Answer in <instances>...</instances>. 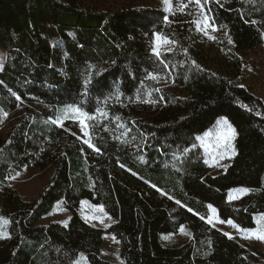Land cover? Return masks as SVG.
Segmentation results:
<instances>
[{
	"label": "trees",
	"instance_id": "1",
	"mask_svg": "<svg viewBox=\"0 0 264 264\" xmlns=\"http://www.w3.org/2000/svg\"><path fill=\"white\" fill-rule=\"evenodd\" d=\"M204 10L214 46L190 0L114 10L98 0H0V211L9 221L0 264H74L81 252L87 264H109L99 258L103 231L76 216L83 199L104 206L123 264H264L205 221L208 205L240 228L264 214V105L238 80L242 56L264 43V0H207ZM157 33L174 41L159 58ZM73 104L95 115L90 137L72 118L51 123ZM220 118L236 135L230 161L212 174L199 140ZM49 167L31 203L9 185L20 170ZM230 190L246 191L230 201ZM55 202L71 210L69 224L37 225Z\"/></svg>",
	"mask_w": 264,
	"mask_h": 264
},
{
	"label": "rangeland",
	"instance_id": "2",
	"mask_svg": "<svg viewBox=\"0 0 264 264\" xmlns=\"http://www.w3.org/2000/svg\"><path fill=\"white\" fill-rule=\"evenodd\" d=\"M98 2L104 7L110 10H114L122 8L123 6L130 5L132 3L137 6H154L158 5L160 3V0H98ZM207 31L208 36L205 35L206 40L210 46H214L216 44V40L209 39V37L211 36L216 38V31H213L211 28H209ZM5 58V53L0 49V66ZM238 80L240 86L246 88L252 95L261 100L264 105V43L259 47L246 52L242 56V63L239 67ZM72 119L76 120L75 118ZM223 120L226 119L220 118L218 121ZM218 121L211 130L206 132L211 133V135H204L199 140V145L204 150L207 157L206 159L209 160L208 172L212 174H217L222 171L230 161V157H232L233 155L232 145V148L228 151L227 155H225L224 159L219 158V155L223 153L224 149L216 147V133L220 128ZM85 130H83V135ZM233 142L234 138L232 139V144ZM212 157H215V159H213ZM52 176V167H49L44 171L23 169L11 176L15 177V179H12L10 177L8 181L11 188L16 191L15 193H17L23 201L31 203L36 200L39 191H41L49 183ZM244 193L245 191L243 190H230L229 199L230 197L234 196L235 199H230V201H234ZM85 201L87 200L83 199L78 202L79 206L75 212L76 216H78V218L81 219L84 223L94 229H101L103 231V243L100 247L99 258L109 264H123V260L120 255V245L108 232V227H111L113 225V221L107 215H105L104 212H96L93 207H90L97 205H93L92 203H89V201H87L88 203L85 204ZM208 211L209 214L205 220L207 224L218 229L222 233H229L230 236L233 237L231 238L232 240L244 247V249H247L257 259L259 258L264 261V241L258 240L255 237V233H257L258 230L262 226H264V214L257 215L254 218V224L252 227L240 228L238 226L233 227L232 225H228L227 223L221 224L220 220L217 217V214H213L211 212V209H209ZM93 215L101 217L104 223L101 224L98 219H91V216ZM71 217L72 212L66 207V205H64L62 202H55L53 203L48 216L46 215L45 217H43V219H41L37 225L41 226L47 225L49 223H58L66 227L69 224ZM209 219L212 221L211 223L208 222ZM3 220L8 219L3 216L0 211V233L6 234V236L0 235V244L2 241L9 239V223L7 225H4ZM240 229H244L245 231H241ZM185 237L186 234H184V232H181V236L174 238V241L178 242V240H183V238ZM252 249L255 250V252H253ZM80 254H83V256L85 257L84 252H81ZM79 264H87L86 259L80 260Z\"/></svg>",
	"mask_w": 264,
	"mask_h": 264
},
{
	"label": "snow or ice",
	"instance_id": "3",
	"mask_svg": "<svg viewBox=\"0 0 264 264\" xmlns=\"http://www.w3.org/2000/svg\"><path fill=\"white\" fill-rule=\"evenodd\" d=\"M190 2H194L198 8H200L201 11V16L203 17L202 22L197 23L196 27L199 31L203 32L204 35L208 36V29L211 28L213 31H216L217 28L214 25V22L212 20L211 17H208L207 15H205V10H204V4L207 3V0H204V3H202V0H190ZM168 0H165V4L167 6ZM184 7H187V5H183L181 10H183ZM167 19V18H165ZM252 23H255V21H252ZM155 35V41L156 44L155 46L152 48V53L153 55H155L156 57H160L161 56V52L159 51V47L161 44H169V43H174V41H170L167 38H162L158 33L154 34ZM209 39H215V37H209ZM232 41L229 40V43H231ZM168 51H171V49H168ZM149 77L153 80H155L157 77L155 74L153 73H149L148 74ZM91 83V80H86L84 82V87L85 89H87L88 84ZM86 94V92H85ZM17 99H20V97H17ZM96 112L99 113L100 109H96ZM104 115V114H102ZM69 118H75L76 121L82 126L83 129H88L90 126L88 124V121H92L95 119V115L92 113H89L88 111L83 109L82 105H68L66 106L62 111H61V115L59 117H57L56 119H53L51 121L52 124L55 125H59L62 126L64 121L69 119ZM218 124L220 125V128L218 130V132L216 133V147L218 148H223L224 151L223 153H221L219 155L220 159H224L225 155H227L228 151L232 148V139L234 138V136L236 135L235 133V129H233L231 127V125L228 124L227 120H223V121H218ZM121 127H123V125H121ZM226 129V130H225ZM127 133H125L126 135ZM91 133L87 130L84 131V136L85 137H90ZM205 135H211V133H206ZM84 143L87 144V146L91 149H93L96 152H99L100 149L97 148L94 144H92L90 142L89 139H85ZM143 143V141H142ZM213 159H215V157H212ZM206 165L209 164V160L205 159L203 161ZM121 167H124V165H121ZM12 179H15V177H11ZM152 187L156 188L157 191H161L156 185H152ZM246 191V190H245ZM164 195H167L166 193H163ZM172 197H169V199H171ZM230 199H235V197H230ZM85 204H87L88 202L85 201ZM177 204L180 203V201H176ZM93 207L95 209L96 212H100L103 213L104 212V206L103 205H99V206H90ZM208 208L211 209V212L213 214H215L217 212V209L214 208L212 205H208ZM189 211H191V209H189ZM202 220L205 219V217H200ZM91 219L93 220H99L101 224L104 223L103 219L99 216L93 215L91 216ZM209 223H211L212 221L209 219L208 221ZM9 223L8 220H3V224L7 225ZM221 224L227 223L228 225H232L233 227H237L234 222L231 219H228L226 221L221 220L220 221ZM241 231H245L244 229H240ZM180 232H184V228L181 227L180 228ZM0 235L6 236V234L4 233H0ZM224 235L228 236L230 239L233 238L230 236L229 233H224ZM255 237L258 240L264 241V226H262L257 233H255ZM165 240L168 239V236L164 237ZM86 259L83 254H79V259L76 260L74 262V264H79L80 260H84Z\"/></svg>",
	"mask_w": 264,
	"mask_h": 264
}]
</instances>
